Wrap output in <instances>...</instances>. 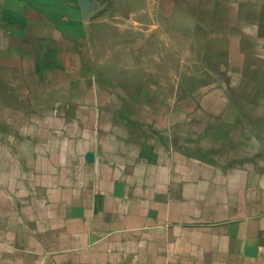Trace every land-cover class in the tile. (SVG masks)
I'll list each match as a JSON object with an SVG mask.
<instances>
[{
    "label": "crops",
    "instance_id": "0c3cea01",
    "mask_svg": "<svg viewBox=\"0 0 264 264\" xmlns=\"http://www.w3.org/2000/svg\"><path fill=\"white\" fill-rule=\"evenodd\" d=\"M175 8L164 79L101 60L81 0H0V264H264V0Z\"/></svg>",
    "mask_w": 264,
    "mask_h": 264
},
{
    "label": "rangeland",
    "instance_id": "374dc122",
    "mask_svg": "<svg viewBox=\"0 0 264 264\" xmlns=\"http://www.w3.org/2000/svg\"><path fill=\"white\" fill-rule=\"evenodd\" d=\"M85 13L95 21L91 29L92 43L103 48L98 57L110 64H116L120 69L128 65L143 68L148 66L153 73H163V78H169L184 65L193 64L196 56L184 55L175 50L185 48L186 41L180 39L179 32L188 30L190 12L178 11L176 0H81ZM234 12V9H233ZM235 13V12H234ZM221 15L225 12H220ZM97 16V21L95 17ZM127 19L134 32L133 39L127 38ZM224 22L201 24L195 33L200 51L222 52L227 46L223 38ZM225 28V27H224ZM213 29L211 38L208 31ZM218 32V34H216ZM215 34V35H212ZM181 45H180V41ZM179 41V42H178ZM211 45L208 46L207 43ZM177 45V46H176ZM93 48V47H92ZM112 52V53H111ZM116 52V54H115ZM215 54V53H214ZM212 55L209 62H223V58ZM222 56V55H221ZM123 77L130 75L126 71L120 73ZM142 77V75H141ZM140 77V78H141Z\"/></svg>",
    "mask_w": 264,
    "mask_h": 264
}]
</instances>
